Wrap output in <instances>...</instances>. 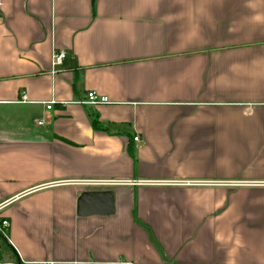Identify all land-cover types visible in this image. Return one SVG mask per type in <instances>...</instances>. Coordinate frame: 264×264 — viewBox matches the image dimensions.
<instances>
[{
	"label": "crops",
	"instance_id": "obj_1",
	"mask_svg": "<svg viewBox=\"0 0 264 264\" xmlns=\"http://www.w3.org/2000/svg\"><path fill=\"white\" fill-rule=\"evenodd\" d=\"M0 219L20 264H264V0H0Z\"/></svg>",
	"mask_w": 264,
	"mask_h": 264
},
{
	"label": "water",
	"instance_id": "obj_2",
	"mask_svg": "<svg viewBox=\"0 0 264 264\" xmlns=\"http://www.w3.org/2000/svg\"><path fill=\"white\" fill-rule=\"evenodd\" d=\"M77 212L79 215L110 214L114 210L113 193L104 191H83L78 198ZM15 264V263H5ZM16 264H20L18 261Z\"/></svg>",
	"mask_w": 264,
	"mask_h": 264
},
{
	"label": "built area",
	"instance_id": "obj_3",
	"mask_svg": "<svg viewBox=\"0 0 264 264\" xmlns=\"http://www.w3.org/2000/svg\"><path fill=\"white\" fill-rule=\"evenodd\" d=\"M65 58V52L64 51H54L52 54V65L57 66L61 65L63 63V60ZM22 98L25 99V95H22ZM54 101H50L46 108L50 109ZM108 102V98L106 96L98 95L94 91L87 92L85 98L83 100H79L76 103L82 104V105H98V104H104ZM37 123L41 125L43 123L42 120H38ZM134 141H138L139 138L135 136L133 138ZM83 184H105L108 181H102V180H82L80 181ZM9 225V222L5 219H1L0 221V232H4V229H6Z\"/></svg>",
	"mask_w": 264,
	"mask_h": 264
},
{
	"label": "trees",
	"instance_id": "obj_4",
	"mask_svg": "<svg viewBox=\"0 0 264 264\" xmlns=\"http://www.w3.org/2000/svg\"><path fill=\"white\" fill-rule=\"evenodd\" d=\"M93 125L94 127L99 128V124L96 120H93ZM6 260H9L7 262L16 264L19 259L15 250L6 243L3 233L0 232V263L6 262Z\"/></svg>",
	"mask_w": 264,
	"mask_h": 264
},
{
	"label": "rangeland",
	"instance_id": "obj_5",
	"mask_svg": "<svg viewBox=\"0 0 264 264\" xmlns=\"http://www.w3.org/2000/svg\"><path fill=\"white\" fill-rule=\"evenodd\" d=\"M0 264H3V263H0Z\"/></svg>",
	"mask_w": 264,
	"mask_h": 264
}]
</instances>
